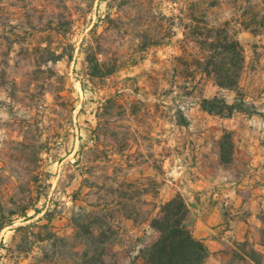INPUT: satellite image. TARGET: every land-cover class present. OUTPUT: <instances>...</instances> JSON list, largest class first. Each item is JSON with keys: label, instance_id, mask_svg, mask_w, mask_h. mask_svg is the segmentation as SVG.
<instances>
[{"label": "rangeland", "instance_id": "rangeland-1", "mask_svg": "<svg viewBox=\"0 0 264 264\" xmlns=\"http://www.w3.org/2000/svg\"><path fill=\"white\" fill-rule=\"evenodd\" d=\"M193 13L229 22L245 49L248 93L264 79V0H0V224L15 221L0 232V264L41 256L25 241L33 230H15L27 224L23 213L41 209L31 222L47 217L44 236L71 237L80 207L99 214L120 264H146L148 220L194 147L217 143L198 95L183 94L198 83L205 98L219 92L191 77L200 55L185 39ZM92 53L110 75L90 77Z\"/></svg>", "mask_w": 264, "mask_h": 264}, {"label": "trees", "instance_id": "trees-1", "mask_svg": "<svg viewBox=\"0 0 264 264\" xmlns=\"http://www.w3.org/2000/svg\"><path fill=\"white\" fill-rule=\"evenodd\" d=\"M168 1L173 4L180 3V0ZM228 1L209 0V6L223 7ZM203 3L200 1L197 5ZM252 4H255V7L259 6L258 3ZM199 18L201 17H197L194 13L191 15L193 24L186 26L190 33H185V39L195 44L200 51V55L193 59L195 69L191 77H201V80L212 82L219 92L213 98H205L202 92H198L200 90L198 83L193 88L186 89L188 91L183 94L186 96L197 94L201 110L211 116L230 118L236 113L253 114L252 107L246 102V94L241 87V79L246 68V53L243 45L228 27L229 22L209 25L203 17ZM250 28L246 27V30ZM252 32L257 34L256 31ZM179 60L184 61L182 57H179ZM86 63L92 78H102L112 73L103 72V64L96 53L88 54ZM224 91L234 95L231 103L229 98L222 94ZM179 114L183 116L184 111H179ZM185 124H187L186 120H184ZM233 155L232 135L226 133L221 143L222 163L231 164ZM159 209V213L148 220L155 239L143 252L145 263L206 264L210 256L209 248L187 227L189 207L185 199L177 195L160 205ZM41 213H43L41 209H35V215L32 217H29L28 213H23L21 217L27 224L15 229L17 232L33 230L25 241L29 243L27 244L29 250L32 251L36 246L41 250V256L35 257L34 264H120L108 245L109 236L104 230V223L98 213H90L83 207L74 211L71 223L75 233L71 237L60 236L53 231H50L47 237L44 236L43 232L51 226L40 225V222L47 217L31 222ZM14 224V220L0 224V232ZM67 248L69 251L66 253L63 250ZM22 250L23 247L20 248V252ZM250 258L255 264H264V254L253 251Z\"/></svg>", "mask_w": 264, "mask_h": 264}, {"label": "crops", "instance_id": "crops-1", "mask_svg": "<svg viewBox=\"0 0 264 264\" xmlns=\"http://www.w3.org/2000/svg\"><path fill=\"white\" fill-rule=\"evenodd\" d=\"M246 102L255 113L221 118L203 111L215 126L206 134L215 132L217 143L194 147L168 191L169 200L177 195L185 199L187 227L209 248L206 264H255L250 254H264V79L246 93ZM226 133L234 145L227 165L221 161L220 143Z\"/></svg>", "mask_w": 264, "mask_h": 264}]
</instances>
